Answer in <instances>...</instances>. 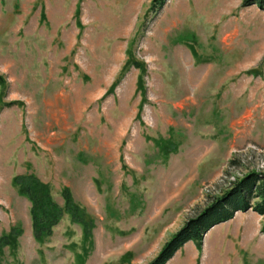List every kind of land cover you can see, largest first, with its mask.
I'll return each instance as SVG.
<instances>
[{
  "label": "rangeland",
  "instance_id": "374dc122",
  "mask_svg": "<svg viewBox=\"0 0 264 264\" xmlns=\"http://www.w3.org/2000/svg\"><path fill=\"white\" fill-rule=\"evenodd\" d=\"M234 1L169 0L154 16L152 0H0V237L23 228L5 264H148L232 183L264 173V13ZM175 46L187 62L170 61ZM130 53L148 69L141 118L140 72L115 86ZM26 173L61 205L71 189L90 240L65 216L34 241L12 186ZM263 220L243 213L175 264H264Z\"/></svg>",
  "mask_w": 264,
  "mask_h": 264
},
{
  "label": "trees",
  "instance_id": "16d2710c",
  "mask_svg": "<svg viewBox=\"0 0 264 264\" xmlns=\"http://www.w3.org/2000/svg\"><path fill=\"white\" fill-rule=\"evenodd\" d=\"M168 1L152 0L149 9L150 13L154 16L158 15ZM252 6H256L264 13V0H243V8ZM132 67L140 72L137 80V93L142 97L138 115V118H141L143 106L148 102L146 88L147 64L138 61L130 53V60L122 69L115 86L123 80ZM256 73L255 70L247 72L249 75H255ZM7 87L6 78L0 74V106L2 109L8 105L4 102ZM235 163L233 159L231 164ZM12 186L21 197L27 199L31 204L30 215L34 241L44 244L53 236L55 228L65 216H69L74 224L81 226L86 241L91 239L92 231L95 228V220L84 207L75 201L70 188L64 187L61 189V197L63 199V205H61L54 197L52 186L41 180L35 173L15 175L12 178ZM248 211H253L262 216V218L264 217V173H247L245 177L232 183L229 189L212 199L204 210L190 218L165 243L159 254L148 264H167L175 256L176 252L190 241L196 245L199 252L202 251L204 237L211 229L234 219L237 212L246 213ZM261 232L264 234V220ZM22 235V226L16 225L12 226L7 233L0 237V264H5V249H8L12 255L17 253L19 238ZM129 255H132V253L124 256L123 260L129 258L127 257Z\"/></svg>",
  "mask_w": 264,
  "mask_h": 264
},
{
  "label": "crops",
  "instance_id": "0c3cea01",
  "mask_svg": "<svg viewBox=\"0 0 264 264\" xmlns=\"http://www.w3.org/2000/svg\"><path fill=\"white\" fill-rule=\"evenodd\" d=\"M172 1L173 0H170V2H168L169 3V5H171L172 4ZM234 1V0H233ZM235 2V7H237L236 5H237V0L236 1H234ZM243 2V0H240V3H242ZM167 3V4H168ZM167 4H166V6L164 7V9L163 10H166L167 11V9L170 7L169 5L167 6ZM162 10V11H163ZM169 27L168 26H166L165 25V34L168 36L169 35ZM176 48H177V46H175ZM189 50H186L185 48H182V47H180V48H177L176 50H174V48H172L169 52L171 53V57H170V61H172V59H173V57H174V59L175 60H177V61H185V62H187L186 60L189 58V52H188ZM148 61H149V59H148ZM249 212V211H248ZM253 212V211H252ZM247 213V212H246ZM253 213H255V212H253ZM245 214V213H244ZM257 214V213H256ZM239 215H243V212H237L236 213V217H234V219L235 218H238V216ZM234 219H232V220H230V221H228V222H226V223H222V224H229V223H231L232 221H234ZM222 224H220V225H217V226H215L213 229H211L209 232H208V234H207V236H206V238H205V242H204V250H205V248H206V240L208 239V236L210 235V233H212L214 230H216V229H218L220 226H222ZM238 231H240L239 233H238V235L240 236L241 235V233H243V236H246L245 235V233H244V231H243V229L242 228H240V230H238ZM241 231H243V232H241ZM254 233V232H253ZM255 234V233H254ZM262 234V233H261ZM264 235V234H263ZM238 236V238H240ZM255 236H257L256 234H255ZM185 248H186V251H185ZM187 252V251H190V253H192V255H193V258L194 259H196L197 257H198V255H199V253L196 251V247L194 246V243L192 242V241H190V242H188V243H186L178 252H176V254H175V256L167 263V264H175L176 262H180L181 260H182V258L184 257V254H185V252ZM203 255V254H202Z\"/></svg>",
  "mask_w": 264,
  "mask_h": 264
}]
</instances>
